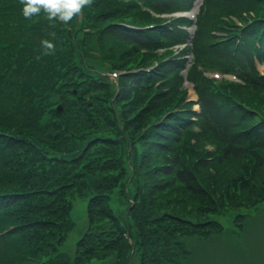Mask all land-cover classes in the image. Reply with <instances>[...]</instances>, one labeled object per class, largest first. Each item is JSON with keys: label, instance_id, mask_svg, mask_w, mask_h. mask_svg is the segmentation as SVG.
I'll return each mask as SVG.
<instances>
[{"label": "trees", "instance_id": "1", "mask_svg": "<svg viewBox=\"0 0 264 264\" xmlns=\"http://www.w3.org/2000/svg\"><path fill=\"white\" fill-rule=\"evenodd\" d=\"M139 1L159 12L192 2ZM23 2L0 0V264H184L187 239L264 204V77L251 58L258 37L264 57V0H206L189 70L199 112L184 61L156 53L186 42L183 22L128 29L158 22L136 0H87L68 22L25 17ZM243 11L255 16L240 41L212 35ZM213 63L245 84L206 79L197 65ZM75 200L87 226L68 247Z\"/></svg>", "mask_w": 264, "mask_h": 264}, {"label": "rangeland", "instance_id": "2", "mask_svg": "<svg viewBox=\"0 0 264 264\" xmlns=\"http://www.w3.org/2000/svg\"><path fill=\"white\" fill-rule=\"evenodd\" d=\"M200 4L201 0H197L196 5L199 7ZM213 65V68L210 66V70H214V73L210 76L217 79L223 78L224 76L219 72L222 71L220 70L222 67L217 63H213ZM259 69L263 70L261 66ZM189 88V95L192 97L193 91L190 86ZM253 99L257 100L258 95L255 94ZM117 203L116 201L112 202V207L115 208ZM73 207L76 229L67 239L68 247L75 244L77 237L87 226L85 203L75 200ZM240 213L244 214V212ZM259 214V218L250 222L248 231H244V228H233V215L230 214L220 219L224 225V230L221 233L197 241L196 239H187L185 247L188 254L184 258L182 257L183 260H186L184 264H264V210ZM253 217L255 216L251 218Z\"/></svg>", "mask_w": 264, "mask_h": 264}, {"label": "clouds", "instance_id": "3", "mask_svg": "<svg viewBox=\"0 0 264 264\" xmlns=\"http://www.w3.org/2000/svg\"><path fill=\"white\" fill-rule=\"evenodd\" d=\"M86 2L87 0H24L21 12L23 16L30 17L43 10L49 18L68 22L80 12ZM42 43L49 48L52 47L49 41H42Z\"/></svg>", "mask_w": 264, "mask_h": 264}]
</instances>
